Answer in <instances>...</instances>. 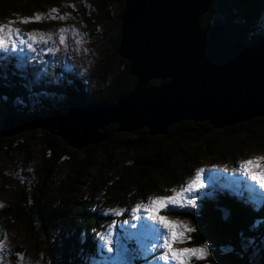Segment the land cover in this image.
Here are the masks:
<instances>
[{
    "label": "trees",
    "instance_id": "trees-1",
    "mask_svg": "<svg viewBox=\"0 0 264 264\" xmlns=\"http://www.w3.org/2000/svg\"><path fill=\"white\" fill-rule=\"evenodd\" d=\"M107 1H98L97 7L104 14L109 13ZM116 1L121 2L123 9L124 2ZM262 13L264 0H214L209 11L201 16L200 25L206 28L229 24L225 33L229 39L241 38L244 44H251L264 40V34L251 39L246 37L256 28ZM116 24L119 26V20ZM118 44L119 40L115 45V55ZM9 66L7 71L0 69V122L10 113L18 116L37 112L50 116L62 114L72 101L113 104L135 86L134 77L128 73V61L118 56L114 67L111 60L103 63L95 87L89 88L76 75L66 74L70 80L66 86L70 89L65 93V101L55 102L52 97L42 99L34 94L37 106L32 109L34 111H28V107L22 103L31 97L28 93L32 91L29 80L28 89H24L22 77ZM28 76L33 79L34 75L28 73ZM159 82L152 80L149 84ZM59 89L56 87L50 92L57 95ZM43 91L46 92L45 89ZM116 127L114 124L106 127L109 134L107 141L80 149L66 145L60 136L47 130L24 131L14 136L0 137V181L8 184L10 195V199H6L0 207L1 217L21 223L35 234L34 237L44 245L42 250L45 254L41 264H71L67 263L72 258L70 252L67 253L71 247L64 238L65 243L62 244L63 239L60 240L63 235L61 227L66 223L85 233L78 250L95 254V240L91 239L89 232L99 228L103 215L91 207V200L77 199L84 184L83 178L93 167L95 155L92 151H100L110 164L113 160L117 162L114 153L128 152L129 158L124 163H116V174L111 183L102 179L97 185L90 184L97 192H107L109 196L106 200L125 204V201L131 202L157 188L162 189V186L178 184L203 157L232 156L235 153L230 151L239 149L238 143H264V116L218 129L213 128L209 121L185 120L170 126L166 134L151 136L147 129L141 128L127 133L132 135L131 138L123 137L125 134L117 132ZM34 147H38V165H25ZM14 155L25 163L13 161L12 169L3 168L2 163L7 159L12 160ZM103 186L106 189H102ZM133 190L137 196L128 197L127 193ZM233 203L238 205L233 206ZM246 204L234 196H227V193L214 194L211 199L201 203L199 210L185 211L184 215L189 217L195 229L187 233V242L196 246L207 244L210 252L207 261L198 264H264V209L256 211L251 203ZM60 244L64 253L61 257ZM18 250L21 248L18 247ZM6 259L7 264H22L21 259L14 255H11V260ZM4 261L0 260V264H6ZM79 263L82 261L79 260Z\"/></svg>",
    "mask_w": 264,
    "mask_h": 264
},
{
    "label": "rangeland",
    "instance_id": "rangeland-1",
    "mask_svg": "<svg viewBox=\"0 0 264 264\" xmlns=\"http://www.w3.org/2000/svg\"><path fill=\"white\" fill-rule=\"evenodd\" d=\"M99 0H1L0 1V25H5V31L10 26L13 29L19 30L21 38L28 44H32V50H29L26 45L19 46L17 51L11 50L0 51V69H8V62L13 65V62L22 64L23 68L19 71L18 76L22 77V87L28 89L29 86L32 91L28 93L31 95L22 105L28 107V111H34L37 104L34 94L42 99H49L52 97L53 101L62 103L70 87L66 86V82H70L66 78V74L76 75L78 80L87 83L89 88L95 87V82L99 79V72L102 71L103 63L111 60V64H117L118 55H115V45L119 40L120 28L116 21L119 20L121 14L122 4L116 0H108L106 6L109 8V13L104 14L98 9ZM235 4V3H234ZM249 5V3H247ZM236 5V4H235ZM55 9V12L51 10ZM39 16V22L20 23L25 18L36 20ZM64 17V19H60ZM260 21L257 22L256 28L253 29L246 37L251 39L254 34L260 36L264 34V14ZM9 21H15L9 25ZM65 29L63 33L65 40L61 43L58 29ZM75 29V32L73 31ZM27 33H43L44 40L37 37L35 43L28 39ZM45 40L47 42H45ZM15 64V65H17ZM28 73L34 75L33 79L29 78ZM59 87L60 92L57 95L50 90ZM46 92H41L43 89ZM73 102V101H72ZM83 104V103H82ZM83 105H98V104H83ZM39 114L42 117H50V115L34 113L29 115ZM9 115L18 116L10 113ZM2 121V120H1ZM1 127V122H0ZM45 130L41 128L29 129L27 131ZM125 135L123 137L131 138L132 135H127L129 132H121ZM16 135V134H14ZM13 135V136H14ZM12 136V135H10ZM9 137V136H4ZM104 142V141H103ZM239 149H234L230 153H235L232 156L226 154L223 158L207 157L196 162L191 172L184 175L182 181L171 186H162V189L157 188L144 196L136 198L131 202L125 201V204L118 202H111L106 200L107 192L100 190L95 191L90 184L98 183L102 179L111 180L115 178L116 163H124L129 154L127 151H119L114 153L116 160L111 161L112 164L107 163V158L100 154V151H92L93 167L89 173L83 178L84 184L79 190L77 199L88 200L93 209L99 210L100 215H103L101 225L96 231L90 230L89 236L95 240L94 255H89L78 250V244L85 238V233H81L70 223L62 226V236L67 241L70 250L67 252L72 256L67 263L80 264H164L159 259H154L158 255L157 252L147 251L149 241L159 242L154 240L153 233H140L139 225L146 223L153 226L157 231L163 232L159 225H153L152 221L147 219V214L141 209L138 212L139 219L133 221L131 219V208L137 204L147 205L148 202L156 197H170L173 189L179 193L182 186H186L193 179L197 170H202L200 174V182L203 185L195 192L188 193L186 198H192L195 201V207L183 209V214H177L175 210L164 209L160 215L166 216L171 221H178L189 228L194 229L188 218H186L185 211L191 209H200L201 203L208 199L209 195H221L229 191L233 193L234 198L240 199L243 195L244 200L251 203L255 209H264V188L256 184L247 175H243L239 171V165L242 161L253 159L257 157H264V143L256 145L253 143H238ZM237 148V147H236ZM227 153V152H226ZM25 163L22 158L17 155L13 156L12 160L7 159L2 163L3 168L7 170L12 169V162ZM39 154L38 147L32 148L28 161L25 165H38ZM105 161V162H104ZM104 165V166H103ZM236 169V171H233ZM257 175H260L258 169H254ZM32 172V171H31ZM249 184V185H248ZM97 185V184H96ZM109 185V184H108ZM102 189H106L104 186ZM95 191V192H93ZM259 191V192H258ZM134 190L127 193L128 197H133ZM241 194V195H240ZM137 196V194H135ZM109 196V195H108ZM10 199L8 184H2L0 181V207L4 205L5 200ZM111 202V203H109ZM242 202V201H241ZM240 204V203H239ZM262 204V205H261ZM238 203H233L237 206ZM261 205V206H260ZM171 208V206H169ZM240 208V207H239ZM1 211V208H0ZM116 211H122L121 215H115ZM0 213V260H11V255L21 259L22 264H41L43 260L44 250L43 244L38 241L34 235L25 228L21 223L7 221L3 219ZM225 216V215H224ZM127 221V223H124ZM137 227L133 228L132 225ZM112 225V239L114 241L112 252L107 251V247H101V241L97 234L106 235L108 226ZM191 232V231H190ZM187 236V233H186ZM62 241V244L65 241ZM203 245H191L188 242L174 245L175 249L181 248H199ZM21 248V250H18ZM75 247V248H74ZM10 254V255H9ZM62 253V246L60 244V257ZM210 252L208 250V256ZM207 256V258H208ZM76 258V259H75ZM138 261H135V259ZM207 258L203 261H207ZM193 259L190 264H198L199 262ZM44 262V261H43ZM48 263V261H45ZM168 264H173L168 261Z\"/></svg>",
    "mask_w": 264,
    "mask_h": 264
},
{
    "label": "water",
    "instance_id": "water-1",
    "mask_svg": "<svg viewBox=\"0 0 264 264\" xmlns=\"http://www.w3.org/2000/svg\"><path fill=\"white\" fill-rule=\"evenodd\" d=\"M122 1L117 54L129 63L132 91L113 104L73 101L50 117L7 114L0 137L41 128L80 149L107 141L113 124L155 136L185 120L218 129L264 116V40H231L224 23L201 28L214 0Z\"/></svg>",
    "mask_w": 264,
    "mask_h": 264
},
{
    "label": "snow or ice",
    "instance_id": "snow-or-ice-1",
    "mask_svg": "<svg viewBox=\"0 0 264 264\" xmlns=\"http://www.w3.org/2000/svg\"><path fill=\"white\" fill-rule=\"evenodd\" d=\"M51 11L55 12L56 10L52 9ZM60 19H64V17H60ZM30 22H39V16L37 15L36 20L25 18L20 21V23ZM12 23H15V21H9V25ZM5 27V25H0V51L7 52L8 50H11L12 52H15L17 51L18 45H26L29 50H32V44H28L21 38L19 30L8 26L7 31H5ZM65 31L66 30L63 28L58 29L61 43H64L65 37L63 33ZM73 31L75 32V29H73ZM25 35H27L28 39L33 43L36 42L37 37L44 40L43 33H27ZM45 42L47 41L45 40ZM16 68L22 69L23 65L18 63ZM254 169H258L260 171V175H257ZM201 171L202 170H197L195 173V179H193L186 186H182L179 193L175 192L173 189L172 191L174 194L170 197H156L151 199L147 205L137 204L130 210L131 219L133 221L139 219L138 212L143 209V211L147 214V219L152 221L153 225H159L160 228L164 230L163 232L157 231L153 226L146 223H141L139 225L140 233H153L154 240L159 241L157 243L150 240L149 246L146 250L149 252H157L159 249L158 255L155 256L154 259H159L163 261L164 264H168V261H172L173 264H190L193 259L203 261L208 256L207 244L199 248L175 249L174 245L186 243V233L195 231V229H191L181 222L171 221L166 216L160 215V212L164 209L175 210L177 214H183V209L196 206L195 201L190 197L186 198V196L188 193L195 192L199 188L203 187L200 182ZM233 171H236V169ZM239 171L243 175H247L251 180L255 181V183L260 185L261 188H264V157H257L242 161L239 165ZM169 206H171V208H169ZM114 214L121 215L122 211H116ZM124 223H127V221H124ZM111 227L112 225L108 226L106 235L97 234L99 240L102 242L101 247H107L108 252L113 251L111 246L114 243L112 239L113 234ZM132 227L136 228L137 225L133 224Z\"/></svg>",
    "mask_w": 264,
    "mask_h": 264
},
{
    "label": "bare ground",
    "instance_id": "bare-ground-1",
    "mask_svg": "<svg viewBox=\"0 0 264 264\" xmlns=\"http://www.w3.org/2000/svg\"><path fill=\"white\" fill-rule=\"evenodd\" d=\"M249 185V184H248Z\"/></svg>",
    "mask_w": 264,
    "mask_h": 264
}]
</instances>
